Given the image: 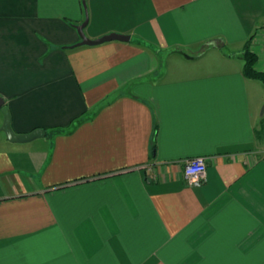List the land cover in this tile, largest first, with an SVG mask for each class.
Here are the masks:
<instances>
[{
    "label": "crops",
    "instance_id": "obj_1",
    "mask_svg": "<svg viewBox=\"0 0 264 264\" xmlns=\"http://www.w3.org/2000/svg\"><path fill=\"white\" fill-rule=\"evenodd\" d=\"M87 17L130 41L72 48ZM248 42L262 70L264 0H0V97L46 132L0 109V264H264Z\"/></svg>",
    "mask_w": 264,
    "mask_h": 264
},
{
    "label": "water",
    "instance_id": "obj_2",
    "mask_svg": "<svg viewBox=\"0 0 264 264\" xmlns=\"http://www.w3.org/2000/svg\"><path fill=\"white\" fill-rule=\"evenodd\" d=\"M88 24V17L86 18V21L77 27L79 35L81 37V41L72 48L81 47V46H99L105 43L109 42H129L130 36L117 34V33H111L106 36H103L101 38L92 40L86 37L84 34V28ZM0 109L4 116L3 126L1 130L5 133L7 139L12 143H29L36 139L42 138L46 136V132L42 129H37L31 132L30 134H16L12 129V116L10 113V110L8 106H6L5 101L0 97ZM264 114V110H263Z\"/></svg>",
    "mask_w": 264,
    "mask_h": 264
},
{
    "label": "built area",
    "instance_id": "obj_3",
    "mask_svg": "<svg viewBox=\"0 0 264 264\" xmlns=\"http://www.w3.org/2000/svg\"><path fill=\"white\" fill-rule=\"evenodd\" d=\"M262 70L264 71V54ZM207 167V158L205 157H197L189 160L186 163L184 171L187 184L191 187L204 185L207 180Z\"/></svg>",
    "mask_w": 264,
    "mask_h": 264
},
{
    "label": "trees",
    "instance_id": "obj_4",
    "mask_svg": "<svg viewBox=\"0 0 264 264\" xmlns=\"http://www.w3.org/2000/svg\"><path fill=\"white\" fill-rule=\"evenodd\" d=\"M242 59L244 60V76L248 79L257 80L264 84V71L257 68L259 59L258 56L251 50V42L245 46ZM152 154L156 152L155 139L152 141Z\"/></svg>",
    "mask_w": 264,
    "mask_h": 264
},
{
    "label": "rangeland",
    "instance_id": "obj_5",
    "mask_svg": "<svg viewBox=\"0 0 264 264\" xmlns=\"http://www.w3.org/2000/svg\"><path fill=\"white\" fill-rule=\"evenodd\" d=\"M262 86H263V85H262ZM262 88H263V87H262ZM263 90H264V88H263ZM263 96H264V91H262V94H261L262 99H263ZM262 99H261V100H262ZM263 105H264V103H263ZM263 105H262V106H263ZM259 107H260V106H259Z\"/></svg>",
    "mask_w": 264,
    "mask_h": 264
}]
</instances>
